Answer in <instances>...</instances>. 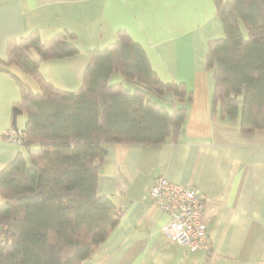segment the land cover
<instances>
[{
  "label": "crops",
  "instance_id": "0c3cea01",
  "mask_svg": "<svg viewBox=\"0 0 264 264\" xmlns=\"http://www.w3.org/2000/svg\"><path fill=\"white\" fill-rule=\"evenodd\" d=\"M64 30L77 36L79 54L39 67L58 90L77 91L88 52L112 44L124 30L143 46L163 82L183 83L192 93L178 141L104 146L98 194L115 202L120 221L91 256L93 264H264V130L243 133L213 116L206 56L209 41L225 37L214 1L0 0L1 60L12 39L39 31L46 40ZM14 74L0 69V170L22 150L3 135L12 127L23 131L27 122L22 111L14 115L22 97ZM161 176L199 191L209 251L191 253L163 233L169 216L148 198Z\"/></svg>",
  "mask_w": 264,
  "mask_h": 264
},
{
  "label": "trees",
  "instance_id": "16d2710c",
  "mask_svg": "<svg viewBox=\"0 0 264 264\" xmlns=\"http://www.w3.org/2000/svg\"><path fill=\"white\" fill-rule=\"evenodd\" d=\"M213 1L225 31L224 38L209 41L206 56L213 116L238 124L243 133L262 131L264 0ZM76 41L68 30L46 40L33 31L10 40L7 60L0 59V69L14 74L16 68L39 86L34 92L14 74L22 93L16 108L27 122L21 152L0 170V264H93L91 256L120 221L115 202L98 194L104 146L160 145L182 133L192 93L183 83L163 82L127 31L88 52L77 91L47 82L41 63L79 54ZM115 73L123 79L111 84Z\"/></svg>",
  "mask_w": 264,
  "mask_h": 264
},
{
  "label": "built area",
  "instance_id": "2783aa9c",
  "mask_svg": "<svg viewBox=\"0 0 264 264\" xmlns=\"http://www.w3.org/2000/svg\"><path fill=\"white\" fill-rule=\"evenodd\" d=\"M22 132L10 128L6 139L19 144ZM149 200L169 216L163 227L166 237L189 252L209 251L204 200L199 191L161 176L148 195Z\"/></svg>",
  "mask_w": 264,
  "mask_h": 264
},
{
  "label": "rangeland",
  "instance_id": "374dc122",
  "mask_svg": "<svg viewBox=\"0 0 264 264\" xmlns=\"http://www.w3.org/2000/svg\"><path fill=\"white\" fill-rule=\"evenodd\" d=\"M21 76L24 77V79L28 81L29 85L31 86V88L34 92L39 91L38 85L36 84L35 80H33V78H31V76H29L28 74L22 73V72L19 74V77H21ZM122 79L123 78L120 74L115 73L110 82H111V84L112 83L115 84V83L121 81ZM170 105L171 104L165 103V106H167L169 109H172V106H170ZM3 203H4V199L0 196V205H2Z\"/></svg>",
  "mask_w": 264,
  "mask_h": 264
},
{
  "label": "water",
  "instance_id": "95a60500",
  "mask_svg": "<svg viewBox=\"0 0 264 264\" xmlns=\"http://www.w3.org/2000/svg\"><path fill=\"white\" fill-rule=\"evenodd\" d=\"M21 113V111L19 110V109H15V112H14V115L15 116H17V114H20ZM13 126H15L16 127V125L15 124H13Z\"/></svg>",
  "mask_w": 264,
  "mask_h": 264
}]
</instances>
